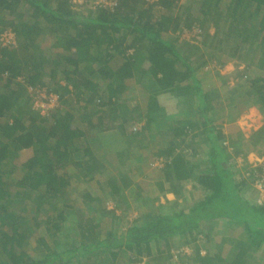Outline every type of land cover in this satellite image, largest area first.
<instances>
[{"label":"trees","instance_id":"1","mask_svg":"<svg viewBox=\"0 0 264 264\" xmlns=\"http://www.w3.org/2000/svg\"><path fill=\"white\" fill-rule=\"evenodd\" d=\"M74 6L0 0V38L11 30L18 47L0 42V264H170L185 248L193 250L188 264H259L264 200L255 183L264 164L252 169L244 161L239 182L213 117L226 100L234 109L226 121L253 107L264 120V0H116L87 14ZM192 27L200 30L197 45L180 43L178 33ZM226 49L246 62L245 78L229 86L216 73L218 93L200 73L210 62L223 66ZM256 67L261 74L252 76ZM42 89L58 98L46 113L31 103ZM116 136L119 150H107ZM235 136V153L264 157V123L247 139ZM150 138L156 148L164 144L161 180L152 189L138 183L139 201H123L131 178L117 167L106 187L99 182L103 154L118 153L131 171ZM157 190L174 200L156 205L159 197L148 194ZM131 207L139 213L127 221ZM108 217L110 229L103 228ZM220 227L229 235L216 250L211 237ZM198 237L205 254L194 245Z\"/></svg>","mask_w":264,"mask_h":264},{"label":"rangeland","instance_id":"2","mask_svg":"<svg viewBox=\"0 0 264 264\" xmlns=\"http://www.w3.org/2000/svg\"><path fill=\"white\" fill-rule=\"evenodd\" d=\"M87 1H89V0H87ZM74 8L76 9L77 7L74 6ZM88 10H89V7L88 6H84L79 11L83 12L84 14H87V13H89ZM179 42L181 43V42H184V41L180 40ZM191 45H193V44H191ZM196 45L197 44H195V46ZM17 49H18V47L17 48L8 49V50L17 51ZM206 52L207 51H205V53ZM231 54H232V52L230 50H227L226 49L225 50V53L221 54V58H220L221 59V63H224L223 66H221L219 64H216L214 62H210V64L206 68H204L203 71H201V73H200V76H202V78L204 79L205 84L209 85L211 83H215V85H214L215 86V90L218 93H219V91H218L219 81H218V79H216L214 77V75L216 73H218V75H220L221 77L229 78V81H230L229 82V86L230 85L232 86V85H234L235 83H237L239 81V78L238 77L239 76L242 77V71L246 68V65H247L246 62L239 63V61L237 59L230 57ZM250 74H252V76L254 74H255V76H257V74H261V70L256 67L254 69H251ZM242 78H245V77H242ZM214 86L211 88L212 91L214 89ZM42 91H45L47 93H51L48 90H43L42 89ZM52 94H54V93H52ZM220 94H223L224 95L225 92L221 90V93ZM213 95H217V94L214 92ZM145 99H146V97L145 98H142L141 101H140V103L142 104V106H144L145 103H146ZM37 100H38V97L35 96L34 100L31 102L33 104V108L34 107L37 108L38 110L41 111V113H46L47 106L43 105L42 103H38ZM213 105L220 107V105L217 102H215V101H213ZM232 107L233 106H229V107H226L227 109L226 110H223L222 112H221V110L218 111V112H216L213 118L216 120V123H220L221 122L220 124H223L222 125V128L224 130L226 128V130L228 132L232 133L235 136L237 134V129L234 128V127H229L230 123H228L229 125L228 124L224 125V123H223L224 121H226V119H228V112H229V110H230V113L234 110V109H231ZM227 122H229V121H227ZM263 123H264V120H263L262 115L254 107L253 108H250V109H246L244 111V113L241 114L238 117L237 122H236V124H238V127H240L244 131L246 130L248 133H249V131H251L253 133L256 132V131H258L259 128L263 125ZM120 144H121V141H120V138L118 136H116V139H112L111 138V141L109 142V144L107 146V150L113 151L114 147H116V145H120ZM24 154H25L24 155V159H26L27 157L30 156V153H28V152H26ZM103 156L105 158L104 160L107 161V163H106V165H107L114 158L115 155L112 154L109 157L108 155L103 154ZM108 157L111 158V159H107ZM144 157L146 159L151 160L150 161L151 164L152 163H155L156 160H158L160 162H164V164H165V160L163 158L161 159V158L157 157V155H155L154 152H150L148 154H145L144 153ZM150 162H149V164H150ZM249 162L250 163H253V164H256V166H257L259 164L264 163V159L261 158V157H258L257 155H255V153H252V154H250ZM155 168H158V167H155ZM109 170H110V172H112L114 174V176H116L118 174L117 166H114V165L110 164ZM150 170H152V169L150 168ZM121 171H122V169H121ZM129 172H130L129 170H128V172H126V176H129V174H128ZM132 178H134V177H132ZM135 181H138V182H135V184H132V186L130 188H127V189H125L123 191V194H122V197H121L123 201H129V203H130V201H139V197H135L136 196V193L138 192V190H137L138 183H140L141 186H143V189H148V187H146V185H145L146 183L143 184V181L142 180H139V179L135 178ZM74 188L76 189L77 187L74 186ZM101 195L102 194H99L98 196L101 197ZM103 195H104V198H103L104 205L107 206V203L109 201H107V196L105 194H103ZM143 196H147V195H143ZM133 197H135V198L132 199ZM148 197H153V194L150 192L148 194ZM70 199L75 204L74 207H78L79 209L84 210V214L83 215H86V217H89V214L86 213L87 208H85V206L83 207L79 200H76L75 198H72V197ZM169 200H174V196L172 197L171 195H169L168 196V199L164 198L161 201H169ZM28 201H30V200H28ZM108 205H110V203H108ZM32 208L33 207H31V206H29V208H27V210H28L27 211V214H28V212L29 213L31 212ZM123 210H124L123 208H121V210H117V212H116L117 215H122ZM43 211H44V209L41 210V213H40V217L41 218L40 219H42V218L44 219V217H42ZM138 213L139 212H138L137 209L131 207L130 208V211L128 213H126L125 218H127V221H131V220L135 219L136 216H138ZM27 217L30 218V215L28 214ZM70 218H72V214H70ZM110 220H111L110 217H108V218H106V219L103 220V228L110 229V224H111L110 223ZM41 229L43 230L42 227H41ZM223 229H224V227H220V228L214 230V232H213L214 235L212 234L213 236L211 238L215 241L214 244H212V245L215 246V249L216 250H218V248H220V246H221L220 245V238H222V236L229 235L228 230H225V229L223 230ZM198 239H197V241H196V243L194 245L198 246L199 250H202L204 252V254H205V251H206L205 246L207 247V244L204 243L203 237H198ZM224 247H225L226 251H227V249H229V245L228 244H226ZM192 248L194 249V247H192ZM185 249L187 250V252L185 253V257L183 259H178V258H175V256H173V258L171 260H170V258L167 257L166 261L170 260V264L171 263L172 264L173 263L177 264L176 262H179V263H182V264H188L189 261L192 260L193 257H194L193 256V250L190 249V248H185ZM173 251L177 253V250L176 249H174ZM224 252H225V250H224ZM263 255H264L263 253L258 252V254L255 256V258L258 259L257 262L259 264H264V256ZM148 261H149L148 258H143V262L142 263L143 264H145V263L146 264H150L151 262L149 263ZM74 263H76V262H74ZM118 264H121V261L120 262L118 261Z\"/></svg>","mask_w":264,"mask_h":264},{"label":"crops","instance_id":"3","mask_svg":"<svg viewBox=\"0 0 264 264\" xmlns=\"http://www.w3.org/2000/svg\"><path fill=\"white\" fill-rule=\"evenodd\" d=\"M181 40V39H180ZM223 105H225L226 107H228V105H227V103H222ZM164 106H167V105H164ZM238 119V118H237ZM237 119L235 120V121H232V122H227V121H224L223 123H224V125H226V124H228V123H230V125H229V127H234V128H236L237 129V135L239 134V133H242V135L243 136H245V138L247 139V138H249L251 135H252V133L253 132H251V131H249V133L245 130H242L240 127H238V124H236V122H237ZM142 124H144V123H142V122H140V123H138V125H140V126H142ZM137 125V126H138ZM225 128V127H224ZM224 133V132H223ZM225 133H226V136H225V139L226 140H228V141H231V138H228V136L229 137H232V133H230V132H228L227 130H226V128H225ZM232 134V135H231ZM234 136V135H233ZM235 137V136H234ZM154 141L156 142L155 143V145H154ZM149 142H150V146H149V150H143L142 152H144L145 154H148V153H150V152H154L155 153V155H157L158 154V152H159V150L160 149H162L164 146V144H162L161 146H159L158 148H156V146L157 145H160L159 144V142H158V140H157V138H155V139H152V138H150L149 139ZM117 146V145H116ZM163 146V147H162ZM119 148V146H117V147H114V149L115 150H119L118 149ZM228 153H229V155H230V160H229V163L233 160V156H232V153L230 152V151H227ZM144 153L142 154V159L140 160L141 162H138L139 163V165H137V166H135L134 168H132V172L129 170V168H128V166H127V164L126 163H124V162H121L120 161V158L118 157V153L114 156V158L105 166V170H104V172H106V174L103 176V178L101 179V178H98V181L99 182H102V181H104V180H106V178L105 177H107L109 174H112V175H114L112 172H110V170H109V167H110V164H112V165H114V166H117V167H119V169L120 168H122V171H125V176H126V172H128V170L130 171L128 174H129V176H130V178H131V181H132V184H135V182H138V181H135V178H137V179H139V180H142L143 181V184H145L146 186H148L149 187V189H152L153 188V186L156 184V182L157 181H160L161 180V177H162V175H163V173H162V171H160V169L161 168H163L164 166H165V164H164V162H160V161H158V160H156V162L155 163H152L151 164V160H149V159H146L145 157H144ZM252 153H254L253 151H251L249 154H247V160L249 161V157H250V154H252ZM236 155H243V154H236ZM256 155V154H255ZM103 158H104V156H103ZM105 159V158H104ZM103 159V162L104 163H107V161L106 160H104ZM111 159V158H110ZM143 161H145L143 164H141ZM149 162H150V164H149ZM152 169V170H150V168ZM155 167H158V168H155ZM113 177V176H112ZM115 177V176H114ZM113 177V178H114ZM132 177H134V178H132ZM112 179V178H111ZM110 179V180H111ZM116 182V181H115ZM120 183V181L118 182V184ZM103 185H105V187H106V181H104L103 182ZM116 185V183L113 185V186H115ZM191 185H192V183H191ZM168 187V186H167ZM191 187V186H190ZM105 191V193H107V190H104ZM152 192H153V190H151ZM99 194L98 193H96L95 194V197H97ZM169 195H171L172 197H173V194H167L166 196H167V198H168V196ZM166 196H164V195H162V193H160L159 192V190H157L155 193H154V195H153V198L154 197H159V200L160 201H155V204L156 205H158V204H163V205H165L167 202H170V201H161V200H163L164 198H166ZM166 198V199H167ZM151 202H153V201H151Z\"/></svg>","mask_w":264,"mask_h":264},{"label":"built area","instance_id":"4","mask_svg":"<svg viewBox=\"0 0 264 264\" xmlns=\"http://www.w3.org/2000/svg\"><path fill=\"white\" fill-rule=\"evenodd\" d=\"M147 2H155L157 0H146ZM73 5L76 7L81 6H88L89 9H95L97 7H114L116 5V0H72ZM180 36V39L184 42L190 43V44H197V41L200 40V30L197 27H192L191 29L183 30L182 32L178 33ZM0 42L2 46L7 47L8 49L17 48V42L16 37L14 33L11 30H6L1 34ZM36 95L38 97V103H42L43 105L47 106L46 110L49 108H53L58 105V98L55 94L47 93L45 91H36ZM264 159V157H263ZM245 158L243 155H234L233 160L230 163H233L237 169H240V173L237 176V180L240 182L244 178V175H247V173H243L241 170V167L244 166ZM253 164V163H252ZM264 164V163H262ZM262 164H259L256 166V164L252 165V169H255L258 166H261ZM244 172H249L247 170H244ZM255 187L257 190L260 191V197L258 199V202L261 203L264 200V177L257 180L255 183Z\"/></svg>","mask_w":264,"mask_h":264},{"label":"clouds","instance_id":"5","mask_svg":"<svg viewBox=\"0 0 264 264\" xmlns=\"http://www.w3.org/2000/svg\"><path fill=\"white\" fill-rule=\"evenodd\" d=\"M220 124V123H219ZM223 125V124H221ZM223 129V128H222ZM223 132L226 136V133H225V130L223 129ZM253 134V133H252ZM228 138H232V137H229ZM234 139V138H233ZM223 146L227 149V151H230L232 153V156L236 155L237 153H235V150H234V147L231 145V141H228L226 139H224L223 141ZM249 154V153H248ZM237 156V155H236ZM244 158H245V161H247V156L243 155Z\"/></svg>","mask_w":264,"mask_h":264}]
</instances>
